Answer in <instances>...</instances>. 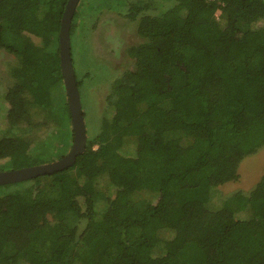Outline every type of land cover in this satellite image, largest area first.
<instances>
[{
	"label": "trees",
	"instance_id": "1",
	"mask_svg": "<svg viewBox=\"0 0 264 264\" xmlns=\"http://www.w3.org/2000/svg\"><path fill=\"white\" fill-rule=\"evenodd\" d=\"M67 3L0 0V172L59 161L74 144ZM104 11L141 39L117 77L78 52ZM70 38L86 149L67 170L0 185V264H264V173L225 189L264 148V0L80 1Z\"/></svg>",
	"mask_w": 264,
	"mask_h": 264
},
{
	"label": "rangeland",
	"instance_id": "2",
	"mask_svg": "<svg viewBox=\"0 0 264 264\" xmlns=\"http://www.w3.org/2000/svg\"><path fill=\"white\" fill-rule=\"evenodd\" d=\"M86 1V0H81ZM77 10V9H76ZM115 10V9H114ZM135 23H127L117 12L104 11L100 22L98 23L96 32L90 34L89 38L80 40L78 52L81 55V62L85 63H104L107 62L118 72L115 77L119 76L123 71L129 69L133 64L125 54V49L131 45L138 44L141 39L136 33ZM94 48V53H93ZM95 53L98 58L95 57ZM9 58L0 55V93L10 86V81L6 75V68L2 64ZM110 68V75L113 77V69ZM112 81V80H111ZM107 84L94 86L93 97L99 108L104 104L105 94L107 92ZM83 105H86L87 98L84 99ZM91 106L90 100L88 101ZM94 109V108H93ZM92 118L91 116L88 117ZM87 127V119H85ZM87 129V128H86ZM239 173L241 179L233 184L229 183L225 189L231 191L233 189L250 190L260 179L264 173V148L258 153L247 157L240 165Z\"/></svg>",
	"mask_w": 264,
	"mask_h": 264
},
{
	"label": "water",
	"instance_id": "3",
	"mask_svg": "<svg viewBox=\"0 0 264 264\" xmlns=\"http://www.w3.org/2000/svg\"><path fill=\"white\" fill-rule=\"evenodd\" d=\"M80 1L81 0H68L62 19L59 40L61 69L64 77L66 94L68 96L69 109L74 131V144L72 149L65 158L50 164H44L41 166H34L15 171L0 172V185L24 182L38 178L40 176L51 175L56 172L67 170L76 163L77 157L83 154L86 149V124L71 57L70 38L72 20Z\"/></svg>",
	"mask_w": 264,
	"mask_h": 264
}]
</instances>
